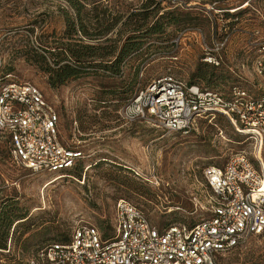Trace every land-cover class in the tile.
<instances>
[{
	"label": "rangeland",
	"instance_id": "1",
	"mask_svg": "<svg viewBox=\"0 0 264 264\" xmlns=\"http://www.w3.org/2000/svg\"><path fill=\"white\" fill-rule=\"evenodd\" d=\"M157 1L155 9H142L146 0L86 6L82 14L92 23L94 15L110 22L120 15L121 20L110 40L99 43L105 50H95L101 57L75 62L64 51L65 44H73L66 36V18L75 15L67 0H0V74L37 86L59 115L63 141L84 154L70 177L45 187L56 176L18 165L0 136V211L19 218L8 227L0 220V264H29L36 250L69 239L85 223L109 237L119 199L141 208L159 228L195 223L206 216L199 206L201 195L208 194L202 173L207 165L222 166L244 154L255 167L259 161L264 167V143L257 150L253 140L222 117L199 120L185 135L147 120L120 119L125 102L159 76L173 75L219 92L236 80L246 87L251 78L236 54L243 47L241 32L230 34L218 66L203 61L204 47L215 48L212 38L219 37L227 11L247 4L238 11H246L242 18L261 22L264 0ZM145 10H150L147 15ZM141 25L145 30L133 32ZM76 34L83 40L77 28ZM80 40L75 43H88ZM113 47L122 49L120 61L105 54ZM63 66L76 74L51 87L47 67ZM219 264H264V234L225 253Z\"/></svg>",
	"mask_w": 264,
	"mask_h": 264
},
{
	"label": "built area",
	"instance_id": "2",
	"mask_svg": "<svg viewBox=\"0 0 264 264\" xmlns=\"http://www.w3.org/2000/svg\"><path fill=\"white\" fill-rule=\"evenodd\" d=\"M245 5L224 14L221 33L212 38L215 48L204 47L203 61L218 66L230 34L241 32L243 47L236 54L242 60L239 67L250 74L248 86L236 80L219 92L173 75L159 76L125 102L120 119L147 120L185 135L199 120L222 117L259 150L264 143V19L244 20L246 11H238ZM59 121L37 86L0 74V136L18 165L33 173L70 177L84 154L63 141ZM258 163L255 167L238 154L222 166L207 165L202 173L208 194L201 195L199 206L206 216L195 223L159 228L141 208L119 199L109 237L94 224H81L68 241L44 245L29 264H219L225 253L264 234V167Z\"/></svg>",
	"mask_w": 264,
	"mask_h": 264
},
{
	"label": "trees",
	"instance_id": "3",
	"mask_svg": "<svg viewBox=\"0 0 264 264\" xmlns=\"http://www.w3.org/2000/svg\"><path fill=\"white\" fill-rule=\"evenodd\" d=\"M69 5H71L72 8L75 10L74 17L66 18V25H67V33L66 36L73 42L65 44L64 51L68 55L70 59H72L75 62H83V61H90L95 57H101L100 55L96 54L97 49H103L99 47V43H106L110 40L108 37L112 28L121 20L120 15L118 17L111 18V22L108 20H105L104 16L99 17L98 15H94L92 18L94 22L92 23L90 16H87L86 14H82V9H85L86 6H90L95 8L96 6H99L103 4L105 8H107V3L104 4V2H107V0H67ZM160 5V1L157 0H146L145 3L141 4L142 9H147L149 7H153V9L158 8ZM152 9V10H153ZM150 10L143 11L146 15L149 13ZM137 14H131L129 16H133ZM147 16H145L146 18ZM93 27V28H91ZM76 28L79 31L80 35L82 36V39L88 43H96L94 45L85 43L83 45H79L75 43V40H80L76 37ZM145 30L144 26H139L133 30V32H139L142 30ZM132 39V38H129ZM83 40H80L83 42ZM130 46V45H129ZM122 49H118L117 47H113V50L110 49L109 51H106V55H112L113 61H120V55L122 53ZM44 59V58H43ZM46 71L49 73V85L51 87L56 86V84H61L66 78L73 77L76 74V71L74 68L63 66L57 69H52L50 67H47ZM23 218V217H22ZM19 219L18 216H13L12 213L9 212H3L0 211V220L1 224H4L5 226H10V224L13 222V220ZM69 239H66V242ZM0 249H4L2 244L0 243ZM41 249V248H40ZM39 249V250H40ZM36 250L32 255L35 258L38 254V251Z\"/></svg>",
	"mask_w": 264,
	"mask_h": 264
},
{
	"label": "bare ground",
	"instance_id": "4",
	"mask_svg": "<svg viewBox=\"0 0 264 264\" xmlns=\"http://www.w3.org/2000/svg\"><path fill=\"white\" fill-rule=\"evenodd\" d=\"M257 160H261V158L257 156ZM60 178H62V177H61V176H56V177H54L53 179L47 181V182L45 183V187L48 186V185H50V184H52V183H54L55 181H57V180L60 179Z\"/></svg>",
	"mask_w": 264,
	"mask_h": 264
}]
</instances>
